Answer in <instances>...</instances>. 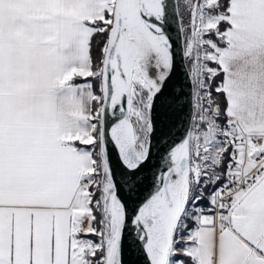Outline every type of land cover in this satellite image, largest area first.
<instances>
[{"label": "snow or ice", "instance_id": "obj_1", "mask_svg": "<svg viewBox=\"0 0 264 264\" xmlns=\"http://www.w3.org/2000/svg\"><path fill=\"white\" fill-rule=\"evenodd\" d=\"M0 264H264V0H0Z\"/></svg>", "mask_w": 264, "mask_h": 264}]
</instances>
